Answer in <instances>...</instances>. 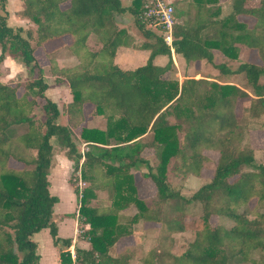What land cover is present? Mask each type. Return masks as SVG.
<instances>
[{
    "label": "trees",
    "instance_id": "16d2710c",
    "mask_svg": "<svg viewBox=\"0 0 264 264\" xmlns=\"http://www.w3.org/2000/svg\"><path fill=\"white\" fill-rule=\"evenodd\" d=\"M22 1L33 27L8 23L6 0L0 11V61L10 57L31 74L23 88L0 80V264H39L34 235L45 228L56 246L63 244L59 264L73 263L72 238L60 237L54 220L58 197L49 174L57 147L85 182L74 187L78 221L88 225L80 237L88 246L75 250L77 264H264V145L243 144L246 130L264 133V0H232L226 13L220 0L173 1L180 19L174 53L186 64L182 80L163 25L141 19L148 0L127 6L121 0ZM125 13L143 38L136 45L146 53L140 65L117 61L118 48L129 44ZM59 38H69L76 65L59 67L50 55L47 44ZM243 46L256 50L257 61L240 57ZM38 47L49 56L56 83L70 86L72 98L62 107L47 95ZM191 67L201 78L189 77ZM236 73L245 75L252 96L231 80ZM240 98H250L244 116L237 113ZM62 112L65 123L58 121ZM94 114L101 125L88 124ZM137 172L155 183L154 196H140ZM190 175L200 186L185 196L172 183ZM196 206L200 221H187ZM214 216L230 225L213 224ZM148 222L158 225L148 251L141 244L114 251ZM190 228L194 239L175 253L174 234Z\"/></svg>",
    "mask_w": 264,
    "mask_h": 264
},
{
    "label": "rangeland",
    "instance_id": "374dc122",
    "mask_svg": "<svg viewBox=\"0 0 264 264\" xmlns=\"http://www.w3.org/2000/svg\"><path fill=\"white\" fill-rule=\"evenodd\" d=\"M14 1H16V0H11L10 5H8L9 4V0H6V2L4 3L5 7L10 6L8 8L11 9L10 11L13 14H16V15L19 14V17L24 18L25 6H24L23 1L21 0L22 7H20L18 5V3L15 4ZM121 1H122V4L124 6H127V5L131 4V0H121ZM170 1L173 2V0H170ZM224 1L230 5L229 8H227V12H228L231 9V4L229 3V0H224ZM175 2H176V0H175ZM174 5H176L175 7H177L176 3ZM0 11H3V9H2V0H0ZM17 11H19V12H17ZM124 16H125V19H126V21L128 22L129 25H131L133 27H136L135 24H134L135 22H134V17H133L132 14L125 13ZM177 20H180V19L177 18ZM138 33L140 34V32H138ZM140 36H141V39H143L141 34H140ZM62 40L64 41L66 39L62 38ZM140 42L141 41H138V43L135 44V45L140 44ZM57 48H59V47H56L55 49H57ZM174 55H175V53H174ZM219 59H223V57L220 55ZM39 60L44 64L45 58H44V54L43 53L39 54ZM143 61H144V59L142 60V63H143ZM159 61L165 62L166 58H164L162 60L159 59L158 62ZM172 61H173V64L175 65L177 76L179 77V75H181L180 78H182V73H183V70L185 69L186 64L183 61H180L178 59V57H176V55L174 56V58H173V55H172ZM119 62L133 64V61H130V58H128L126 56H122V55L119 57ZM137 62H139V59L136 60V63ZM0 64H1V61H0ZM13 64H14V69L13 70L12 69L8 70V69L4 68L5 71H3L1 69V67H0V77L2 75H5V78H7L9 80L8 81H3V82H7V83H11V84H17L18 83L19 85H22V88H23L25 86L27 80L29 78H31L30 71L28 69H26V71H22L21 68L19 67L20 63L18 61H16V60H15V62ZM231 67L236 69L238 67V62L237 61L231 62ZM204 69L207 72H209L211 74V76L215 77L218 74V70L215 69L212 66H209V65L207 67L205 66ZM190 71L194 72V68L191 67ZM49 73H51V71L48 69L47 74H49ZM2 78H4V76H2ZM46 80L49 83H52V84L54 83V79L49 77V76L46 78ZM231 80L234 83H237L241 88L243 87V89L248 91L250 94L251 93L253 94V88H252L251 85L248 84L247 79H246V77H245V75L243 73H236L235 75H233L231 77ZM262 81L264 82V77H262ZM47 93H48V90H47ZM252 94H251V96H252ZM249 104H250V98H240L239 99V102H238V105H237V113H238L239 116H242V115L244 116V114L248 110ZM65 120L66 119H65L64 115L61 113V115L58 117V121L64 123ZM89 124L90 125H101L102 124V117L100 115L94 114V117L90 121ZM79 131L80 130L77 129V134L79 133ZM262 138H264L263 135H260L258 132L251 133L250 131L246 130L243 144L259 148V147H262L263 144H264V143H262ZM82 146H83V144L81 143L80 150H82V148H83ZM56 149H57L56 152L60 153V151H58V147ZM86 149L87 148L84 147V152L86 151ZM209 154L211 156H214V158H216L218 156L217 152H210ZM258 154H260V152L259 153L257 152V156H258ZM146 156L149 159H153V154H152V152L150 150L146 151ZM144 169L146 170V168H144ZM203 171H205V173H204L205 175H209L211 173V170L207 169V168H205ZM62 176H63L62 172H56L53 175V181L56 184H58L61 189H63L60 192V195L64 196L65 192H64L63 185H62ZM71 176L73 178V182H71V185L73 186V189L76 186L79 187V188H82V187L85 186V182L83 181L79 171L78 172L72 171L70 177ZM137 177L138 178L142 177V179H144V177L139 172H137ZM148 180H149L151 185H150V187L142 186V188L145 187L146 189L142 192L141 196L145 195V196H147V198H150V197L154 196V194L156 193V186H155V183L150 178H148ZM172 185H173L174 188L179 189L185 196H190L200 186V178L195 176V175H190L189 177H186V178L177 177L174 180V182L172 183ZM56 190L59 193V189H56ZM101 196L105 197V194H102ZM257 204H258L257 200L254 199V200L251 201V206H253V210L254 211H255V209L257 207ZM66 205L67 204L65 202H63L61 208L65 209V210L68 209V207ZM78 208H79V202H78V199H76V204H75V209H74V216H76L77 218L79 216ZM133 211H134V208L132 207V208L128 209L126 212L127 213H132ZM252 213H254V212L252 211ZM201 217H202V211L200 210L199 206H196V207H194L192 209V212L190 213L189 217L187 218V221L196 220L198 222V221H200ZM218 222H222V223H224L227 226L230 225V222L228 220H226V219H224V220L222 218L219 219L216 216L212 217V223L213 224L214 223H218ZM152 226L153 227H156V226L158 227L157 224L148 222L147 228L144 229V233H142V234H144V238L141 241V245H142V250L143 251H148L155 243L154 238H155V235H156V229L153 228ZM86 228H88V225H86V224H84L82 222H79L78 219H77V222L75 223V227H74V234H76L80 238L81 234L84 232V230ZM35 237L40 242V247H39L38 251H39V253H42V256H43L42 260L39 262V264H54L55 255L59 251L58 250L59 247L63 246V244L60 243V244H58V246H56L54 243H52V237H51V234L49 233V231H47V232L45 231L44 232L42 230L41 232L38 233V235H35ZM174 237H175L176 240H175V243L173 245V251L175 253H181L186 248L187 244L194 239L195 230H194V228H192V229L190 228V229H188V230H186L184 232L175 233ZM75 240L76 239H74V241L71 242L72 246L70 245V247L73 248L74 251L76 250L77 246L82 244L81 242L79 244H76ZM122 246L123 245H119L118 244L119 248H121ZM118 247H116L117 250H119ZM116 248L114 249V251H116Z\"/></svg>",
    "mask_w": 264,
    "mask_h": 264
},
{
    "label": "crops",
    "instance_id": "0c3cea01",
    "mask_svg": "<svg viewBox=\"0 0 264 264\" xmlns=\"http://www.w3.org/2000/svg\"><path fill=\"white\" fill-rule=\"evenodd\" d=\"M173 1H175V0H173ZM231 1L232 0H229L230 4H231ZM10 2H11V0H9L8 5H10ZM14 2H15V4L18 3V5L20 7H22L21 0H16ZM220 2L223 4L224 13H226L227 8H229L230 5L228 3H226L224 0H220ZM66 5H68V1H66L62 4L63 7H65ZM8 7H10V6H8ZM8 7H7L8 11H9L8 23L10 25H12V26H23L25 28L34 26V24L28 18H26V17L21 18V17H19V14L18 15L13 14L10 11L11 9ZM17 12H19V11H17ZM241 18L252 21L251 18H248L245 16H241ZM122 21L124 22V26L128 30L129 44L126 46L125 45L120 46L118 48L117 61L119 62V57L122 55V56H126V57L130 58V61H133V64H131V63H123V64L140 65V64H142V60L144 59V56L146 55V53L138 50L135 44H137L138 41H142L141 36L137 32L136 27H133V26L128 24V22L125 19V16L122 17ZM65 39L66 40L63 41L62 38H59V39H56L53 42H50L47 44L48 50L50 51V55L55 58L56 63L59 67H69V66L76 65L78 63L77 56L72 52V50L70 48H68V44L70 42L69 38H65ZM56 47H59V48L55 49ZM40 53L44 54V58H45L44 64L39 60V54ZM35 55L37 57L39 64L41 65V67L44 70L45 80L48 76L54 79L53 84L49 83L46 80L48 85H49V87L47 89L48 90V93H47L48 97L55 100L60 105V107H62L63 103L69 102L72 98V93H71L69 84L66 81H63L61 83H56L55 79H56L57 75L52 73V71L50 69L49 56L46 54V51L43 47H38L35 51ZM172 55L174 58V56H175L174 53ZM240 57L243 60L257 61V52L254 49H250L246 46H243L241 49V52H240ZM137 59H139V62H137L138 64L136 63ZM14 62H15L14 59H12L10 57H6L3 61H1L0 67L3 71H5L4 68H6L8 70L9 69L13 70L14 69V64H13ZM157 62H158V60H157ZM19 67L21 68L22 71H26V69H28L27 66H25L21 63L19 64ZM48 69L51 71V73H49V74H47ZM189 71H190V69H189ZM191 72L192 71L189 72V77H195L196 79H199L201 77L200 74L195 75L194 72H192V73ZM2 76H4V78H2ZM2 76L0 77V79L2 81H8L9 80V79L5 78V75H2ZM180 76L181 75H179V78H180ZM183 78H184V76L182 75V78H180V79L182 80ZM62 114L64 115V117L66 119L65 122H67V118H66L65 113L62 112ZM93 117L94 116L92 115V117L89 118L88 124L93 119ZM94 126H96V125H94ZM254 132L255 133L258 132L260 135H263V137H264V133L259 132V131H252L251 133H254ZM262 143H264V138H262ZM212 157H214V156H212ZM72 171H73L72 161L70 159H68L62 152H60V153L57 152L54 165L51 168L50 174H49V179L51 182V191L53 194H55L58 197V201L56 202L55 207H54V220L58 225V235L60 237H70V238H72V241H74V239H76L75 240L76 244H79L81 242L82 244H80L79 246L87 247L88 242L79 238L76 234H74V227H75V223L77 222V217L74 216V209H75L77 195H76V193L73 189V186L71 185V182L69 180ZM56 172H62V175H63L62 176V185H63L64 192H65L64 196L60 195V192L63 189H61L60 186L53 181V175ZM137 183H138V191H139L140 196L142 195V192L146 189L145 187L142 188V186L150 187V185H151L148 179H145V178L142 179V177L141 178L137 177ZM56 189H59V193ZM141 197L147 198V196H145V195L141 196ZM63 202H65L67 204L66 206L68 207V209L65 210V209L61 208ZM147 225H148V223L144 224L143 228H141V230L136 232L135 234L122 238L118 242V244L123 245V246L121 248H119L118 244H117L116 247L119 248V250H117V252L118 251L120 252L121 249H123L126 246L141 244V241L144 238V234H142V233H144V229L147 228ZM153 228H155L157 231V226L153 227ZM42 230L44 232L49 231L48 228H45ZM41 231H39V232H41ZM39 232H37L35 235H38ZM35 235H34V239L38 242L39 247H40V242L36 239ZM52 243H53V240H52ZM40 254H41V257H40V261H41L43 256H42V253H40ZM54 261H55L54 264H59V251L55 255Z\"/></svg>",
    "mask_w": 264,
    "mask_h": 264
},
{
    "label": "built area",
    "instance_id": "2783aa9c",
    "mask_svg": "<svg viewBox=\"0 0 264 264\" xmlns=\"http://www.w3.org/2000/svg\"><path fill=\"white\" fill-rule=\"evenodd\" d=\"M141 19L143 22L146 20L156 21L163 25L165 29V40L167 45L169 46L172 54L174 53V25L177 23V18L175 16V8L170 0H148L145 4L144 11L141 15ZM81 152L84 154V147L86 148V144L84 143L82 146ZM83 161V158L81 162ZM81 174V171H79ZM79 214V212H78ZM78 219V218H77ZM72 246V245H71ZM70 248V252L73 258L72 264H77L76 262V254L73 248Z\"/></svg>",
    "mask_w": 264,
    "mask_h": 264
}]
</instances>
